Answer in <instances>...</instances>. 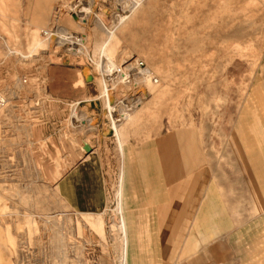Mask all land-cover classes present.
Returning a JSON list of instances; mask_svg holds the SVG:
<instances>
[{
  "label": "rangeland",
  "instance_id": "374dc122",
  "mask_svg": "<svg viewBox=\"0 0 264 264\" xmlns=\"http://www.w3.org/2000/svg\"><path fill=\"white\" fill-rule=\"evenodd\" d=\"M25 1L34 32L21 37L26 33L17 23L18 38L0 41V96L8 99L5 108L0 106V264H123L120 163L118 170H108L104 209L72 212L70 181L60 179L69 165L60 158L51 164L55 149L57 157L68 151L65 100H54L51 91L65 96L64 79L76 76L82 84L86 72L99 79L103 96L106 79L99 66L107 35L96 25L103 20L115 30L105 47L108 60L118 67L142 61L158 79L157 84L109 83L116 105L135 109L140 101L125 119L133 120H123V126L136 140L194 127L217 154L219 167L228 145L255 123L251 113H264V0H138L141 4L121 23L125 0ZM79 1L94 12L86 26L72 18L85 15ZM22 3L16 0L18 21ZM43 5L50 22L39 29ZM53 27L81 40L78 50L45 37ZM37 38L43 43L32 51ZM49 115L58 118L65 138L60 142L48 141ZM236 202L235 229L175 264H264V210H257L253 197L237 195ZM132 237L139 255L135 264H162L144 237L134 231Z\"/></svg>",
  "mask_w": 264,
  "mask_h": 264
},
{
  "label": "crops",
  "instance_id": "0c3cea01",
  "mask_svg": "<svg viewBox=\"0 0 264 264\" xmlns=\"http://www.w3.org/2000/svg\"><path fill=\"white\" fill-rule=\"evenodd\" d=\"M82 3L76 5L91 8ZM29 4L23 0L18 21L16 0H0V41L18 38L17 23L26 33L21 37H30L29 33L34 32ZM38 13L36 22L42 29L50 22L48 6L43 5ZM78 15H72L74 21L86 26L89 15ZM42 43L34 39L32 51ZM91 76L92 82L84 78L82 84L79 77L65 78V96L51 91L54 100H65L68 142V151L60 157L55 149V162L51 164L57 165L60 158V164L69 165L65 177L60 179L70 181L72 212L96 214L105 207L108 170H118L120 163L123 264L127 256L129 264L139 262L133 231L154 248L162 264H175L200 254L235 229L232 208L237 204V195L251 200L253 197L259 202L257 210H264V113H251L256 117L255 123L242 129L235 142L228 145L224 164L218 167L217 154L208 150L194 127L136 140L131 128L123 126L125 121L133 120L132 116L125 119L135 109L123 103L117 107L114 102L117 111L111 115L101 98L99 79ZM43 80L47 82L48 78ZM115 119L125 120L120 122L117 133ZM58 122L55 115L47 118L48 141L65 139Z\"/></svg>",
  "mask_w": 264,
  "mask_h": 264
},
{
  "label": "bare ground",
  "instance_id": "6f19581e",
  "mask_svg": "<svg viewBox=\"0 0 264 264\" xmlns=\"http://www.w3.org/2000/svg\"><path fill=\"white\" fill-rule=\"evenodd\" d=\"M80 4H83L82 3V1H80L79 3H78V5H80ZM123 10H122V14L119 16V22L118 23H121V22H123L124 20H126L127 19V17L129 16V15H127L130 11H131V13L132 12H134V10L141 4L140 3V1H138V0H125L123 3ZM81 11H83V12H87V14H85L84 15V17H87L88 15H89V13H92V10H91V8H87V7H85V8H83ZM117 24V23H116ZM97 27L98 28H100L101 30H103L105 33H106V35H107V39L105 40V42L103 43V46H102V59H100V61H101V65L99 66V68H100V70L102 71V73H107L106 75H108V74H112V73H114V71L115 72H117L118 71V69H119V67L118 66H116V65H114V64H112L111 62H110V60H108L109 58H108V56H106V55H104L105 54V47L107 46V45H109L110 44V42L113 40V38H114V36H115V30H113V29H109L105 24H104V22L103 21H100V20H98L97 21ZM65 34H67V36L65 35ZM71 33H65V32H59L58 33V39H59V41L57 42L58 44H64V43H66V44H77V45H75V47H74V50L76 51V50H78L77 49V47L76 46H80V44H79V42H81V40H78L77 38H75V37H69V35H70ZM60 36H62V37H60ZM65 36H66V38H65ZM64 38V39H63ZM62 40V41H61ZM81 49V48H80ZM80 52H81V50H80ZM137 61V60H136ZM128 69H129V67H126V68H124V70L125 71H128ZM2 73V72H1ZM146 80H151L149 77H144V76H141V75H137L136 74V76H134V78H133V81L132 82H138V83H142V82H145ZM126 82V81H123V80H121L120 78L117 80V82L115 81V85H118V84H120V83H123V84H130V83H132V82ZM107 80H104V88H103V92H104V94H103V96H102V98H106V102H105V108H107L108 109V111H109V113H111V115H113L114 114V112L115 111H117V108H116V106L117 107H119L122 103H124V102H120V105L118 104V105H116L115 106V104H114V102H112L111 101V98H110V96H109V90H108V84H107ZM151 82H153V80L151 81ZM154 83V82H153ZM158 83V82H157ZM154 84H156V83H154ZM139 102L140 101H138L137 102V104H136V106H133L135 109H136V107H137V105L139 104ZM124 109V108H123ZM131 109H133V108H131ZM134 111V110H133ZM118 112H119V110H118ZM123 112V111H122ZM127 113H130V111L129 112H127ZM133 113V112H132ZM119 114H120V112H119ZM123 114V113H122ZM116 115V114H115ZM121 115V114H120ZM124 115H125V113H124ZM128 115V114H127ZM127 118V117H126ZM121 119H122V117H121ZM121 119H115L114 121H113V124H114V128H115V131H116V133L118 132V128H119V126H120V122H121ZM124 120V119H123ZM119 212H120V210H119ZM124 224V221H122V225Z\"/></svg>",
  "mask_w": 264,
  "mask_h": 264
},
{
  "label": "built area",
  "instance_id": "2783aa9c",
  "mask_svg": "<svg viewBox=\"0 0 264 264\" xmlns=\"http://www.w3.org/2000/svg\"><path fill=\"white\" fill-rule=\"evenodd\" d=\"M58 33H59V31L57 30V28L53 27L52 31H45L43 34L48 39H51V38L53 39V38H58ZM74 45H77V44L74 43ZM90 62H91L92 66H96V63L94 62V60L90 59ZM126 67H129L128 71L124 70V68H126ZM106 74L103 73V77H104V79H106L108 81L107 82L108 84L109 83H115V81L117 82V80L119 78L123 81H126V82L129 81L130 82L134 78V76H136V74L144 76V77H149L151 79V81L153 80V82L156 84L158 82V79L154 75H152L151 71L146 67L144 62L138 61V60L137 61L135 60V62L128 63L127 66L122 65L121 67H119L117 72L114 71V73H112V74H108V75H106ZM108 90L113 91L114 87H111L109 84ZM105 100H106V98H105ZM7 103H8V99L0 96L1 108H5L7 106Z\"/></svg>",
  "mask_w": 264,
  "mask_h": 264
},
{
  "label": "water",
  "instance_id": "95a60500",
  "mask_svg": "<svg viewBox=\"0 0 264 264\" xmlns=\"http://www.w3.org/2000/svg\"><path fill=\"white\" fill-rule=\"evenodd\" d=\"M84 74H85V79H86V82H92L93 81V76H91V75H88L86 72H84Z\"/></svg>",
  "mask_w": 264,
  "mask_h": 264
}]
</instances>
